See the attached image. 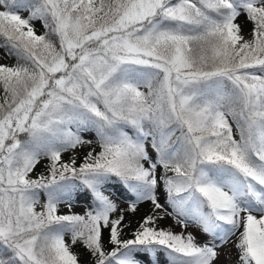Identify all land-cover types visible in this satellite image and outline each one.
I'll return each instance as SVG.
<instances>
[{
  "label": "snow or ice",
  "instance_id": "obj_1",
  "mask_svg": "<svg viewBox=\"0 0 264 264\" xmlns=\"http://www.w3.org/2000/svg\"><path fill=\"white\" fill-rule=\"evenodd\" d=\"M0 61V264H264V0H0Z\"/></svg>",
  "mask_w": 264,
  "mask_h": 264
},
{
  "label": "rangeland",
  "instance_id": "obj_2",
  "mask_svg": "<svg viewBox=\"0 0 264 264\" xmlns=\"http://www.w3.org/2000/svg\"><path fill=\"white\" fill-rule=\"evenodd\" d=\"M24 15H27V13H24ZM37 27H39V25H37ZM0 62H8V61H0ZM67 158H68V156L65 155V156H64V159H67ZM43 170H44V166H43V164L38 165L36 171H37V172H40V171H43ZM146 207H147V206H145L144 208H141L139 214H143V212L146 210ZM83 210H84V206H83V204L78 205L76 208H74V211H76V212H83ZM130 218H131V217H130ZM166 223H170V221H168V222H166ZM174 230H175V231H180V229H179L178 227L175 228ZM201 239H203V237H201Z\"/></svg>",
  "mask_w": 264,
  "mask_h": 264
}]
</instances>
